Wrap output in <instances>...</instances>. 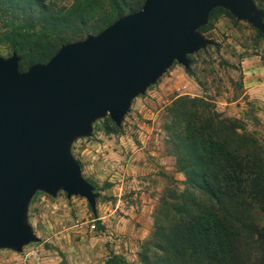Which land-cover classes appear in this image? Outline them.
<instances>
[{
	"label": "rangeland",
	"instance_id": "374dc122",
	"mask_svg": "<svg viewBox=\"0 0 264 264\" xmlns=\"http://www.w3.org/2000/svg\"><path fill=\"white\" fill-rule=\"evenodd\" d=\"M254 2L264 10V0ZM219 15L227 19L216 22ZM199 32L217 44L189 53L188 72L173 61L131 98L119 125L105 114L91 122L90 135L71 140L70 151L96 193L95 212L83 196L35 190L26 220L38 239L20 250L0 247V264H115L112 254L120 264H148L140 254H164L159 247L167 246L180 214L172 205L194 192L163 127L165 107L178 94L204 97L222 115L237 118L264 148L263 37L249 22L218 10ZM11 51L0 42L1 55ZM246 85L254 87L253 96ZM248 217L256 227L264 225L259 206H251ZM259 248L255 241L245 245V264H257Z\"/></svg>",
	"mask_w": 264,
	"mask_h": 264
},
{
	"label": "water",
	"instance_id": "95a60500",
	"mask_svg": "<svg viewBox=\"0 0 264 264\" xmlns=\"http://www.w3.org/2000/svg\"><path fill=\"white\" fill-rule=\"evenodd\" d=\"M215 6L264 34L254 0H143L25 69L15 50L0 54V247L20 250L38 239L26 220L37 189L83 196L95 212L96 193L71 140L90 135L91 122L105 114L119 125L131 98L173 61L188 66L189 53L214 44L197 28Z\"/></svg>",
	"mask_w": 264,
	"mask_h": 264
},
{
	"label": "trees",
	"instance_id": "16d2710c",
	"mask_svg": "<svg viewBox=\"0 0 264 264\" xmlns=\"http://www.w3.org/2000/svg\"><path fill=\"white\" fill-rule=\"evenodd\" d=\"M59 1L0 0V42L19 54V69L22 62L26 68L45 61L62 42L100 30L118 15L138 9L143 0ZM217 10L233 17L215 6L206 24ZM184 70L188 72L189 66ZM164 111L168 122L163 127L176 165L194 192L172 205L180 214L169 227L167 246L159 247L165 253L153 252L151 257L142 253L140 260L245 264L244 247L255 241L260 244L257 264H264V225L256 227L248 217L251 206L264 209V148L237 118L222 115L202 96L178 94ZM110 257L115 264L122 263L117 254Z\"/></svg>",
	"mask_w": 264,
	"mask_h": 264
},
{
	"label": "crops",
	"instance_id": "0c3cea01",
	"mask_svg": "<svg viewBox=\"0 0 264 264\" xmlns=\"http://www.w3.org/2000/svg\"><path fill=\"white\" fill-rule=\"evenodd\" d=\"M223 19L225 20V19H227V18H225L223 15H222V16L219 15V16L217 17V21H216V22H221ZM239 21H240V19H239ZM252 89H254L253 86L246 85L245 92L248 93L250 96H253V95H254V92H253Z\"/></svg>",
	"mask_w": 264,
	"mask_h": 264
}]
</instances>
